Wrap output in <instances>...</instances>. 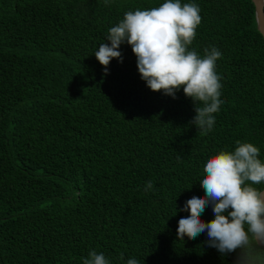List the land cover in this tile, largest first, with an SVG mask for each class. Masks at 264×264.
Returning a JSON list of instances; mask_svg holds the SVG:
<instances>
[{
	"label": "trees",
	"instance_id": "1",
	"mask_svg": "<svg viewBox=\"0 0 264 264\" xmlns=\"http://www.w3.org/2000/svg\"><path fill=\"white\" fill-rule=\"evenodd\" d=\"M163 2L0 0V264H82L93 250L110 264H239L242 250L177 229L209 158L240 141L264 161V40L250 0H181L200 9L189 50L222 53L223 103L198 129L193 101L152 92L126 42L107 75L94 55L126 12Z\"/></svg>",
	"mask_w": 264,
	"mask_h": 264
},
{
	"label": "clouds",
	"instance_id": "2",
	"mask_svg": "<svg viewBox=\"0 0 264 264\" xmlns=\"http://www.w3.org/2000/svg\"><path fill=\"white\" fill-rule=\"evenodd\" d=\"M199 13L197 4H181V0H164L158 7L128 11L108 30L111 46L99 45L94 55L107 75L113 59L123 62L118 49L126 42L137 58L138 72L147 87L173 98L182 88L195 105L192 123L198 129L211 131L214 114L223 103L221 77L216 72L222 53L212 47L205 49L201 57L194 49L189 50L201 23ZM257 23H262L259 13ZM236 144L234 151H220L206 161L199 181L205 195H194L186 201L184 210L189 215L179 219L177 238L195 239L207 232L209 246L221 254L240 249L239 264H264V258L252 254L253 249L264 250V191L255 187L264 184V161L259 158L260 149L252 143ZM152 188L149 181L144 190ZM208 206L212 207L214 219L205 223L200 217ZM82 264L110 262L93 250ZM127 264L139 261L131 258Z\"/></svg>",
	"mask_w": 264,
	"mask_h": 264
},
{
	"label": "water",
	"instance_id": "3",
	"mask_svg": "<svg viewBox=\"0 0 264 264\" xmlns=\"http://www.w3.org/2000/svg\"><path fill=\"white\" fill-rule=\"evenodd\" d=\"M254 7L255 24L258 33L264 40V0H250ZM259 13L262 20L261 24L257 23V14ZM264 191V188L262 189Z\"/></svg>",
	"mask_w": 264,
	"mask_h": 264
}]
</instances>
